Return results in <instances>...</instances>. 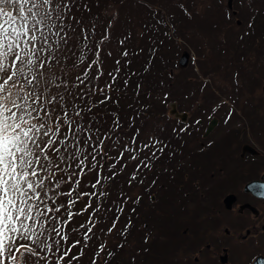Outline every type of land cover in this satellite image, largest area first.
<instances>
[{"label": "snow or ice", "instance_id": "obj_1", "mask_svg": "<svg viewBox=\"0 0 264 264\" xmlns=\"http://www.w3.org/2000/svg\"><path fill=\"white\" fill-rule=\"evenodd\" d=\"M78 9L88 5L0 0V264H82L85 256L87 264H115L132 227L130 215L122 228L120 220L136 209L123 193L113 199L112 185L128 164L126 184L142 185L141 170L165 150L154 136L140 141L141 112L125 125L111 110L109 126L98 123L129 87L120 73L130 54L122 47L105 73L112 22L96 37ZM256 190L264 195V185Z\"/></svg>", "mask_w": 264, "mask_h": 264}, {"label": "flooded vegetation", "instance_id": "obj_2", "mask_svg": "<svg viewBox=\"0 0 264 264\" xmlns=\"http://www.w3.org/2000/svg\"><path fill=\"white\" fill-rule=\"evenodd\" d=\"M202 6L204 48L218 65L212 82L219 92L190 112L197 120L186 116L193 129L185 160L193 169L183 192L196 205L175 212L171 264H262L264 195L256 186L264 185V0H202ZM213 119L208 142L201 140ZM225 121L234 130L231 152L216 144Z\"/></svg>", "mask_w": 264, "mask_h": 264}, {"label": "trees", "instance_id": "obj_3", "mask_svg": "<svg viewBox=\"0 0 264 264\" xmlns=\"http://www.w3.org/2000/svg\"><path fill=\"white\" fill-rule=\"evenodd\" d=\"M124 1L125 0H120V3H123ZM81 4H87L88 8L95 9L93 11V14L86 11L83 18L85 24L93 23L96 25L97 33V31L99 32L100 29L98 18L96 16L100 17L104 12L108 13V8L102 6L111 7L112 5H117L118 0H82ZM112 15L116 18V21L120 20V15H118L117 13H114ZM77 18L81 17L77 16ZM128 21H130V14L125 16L123 22L125 24ZM117 41L118 40H116V42ZM118 47L119 52L122 50V47H126L130 54L129 59L131 60V64L127 67H123L120 73L121 81L124 78H129V87L124 92V94L120 96L118 105L109 104L106 105L105 108L109 109L110 111H100L101 119L98 121V123L104 124L105 127H107L111 117V110L119 112L120 117H123L124 114H128V112L131 114L141 112L142 115H140L139 117L143 116V119H149L154 122L158 111L166 110L163 104L166 103V99L158 96L159 79L156 75L158 74V71L154 70L152 67V62L155 56L153 51L150 49V42L145 37L141 36L138 40L127 39L123 46L118 45ZM160 67H162V65ZM137 83L141 85V89L138 92L135 88ZM115 95L117 94H114V96ZM108 117L109 121L107 122V124H105V122L108 120ZM119 186L120 182L118 177L114 181L111 191L118 188ZM184 207H189V204H184V198L178 197V209H182ZM162 234L167 236L169 235V232L163 231ZM117 237L118 236L115 234V236L112 238L113 240H110V243L113 245V247L119 242ZM145 237H147V240L145 239ZM135 238L144 239L139 244H136L134 248H129L128 251L124 252L123 250H118L114 258L115 264H130L132 257H135V264H154L155 261L153 259L144 260L143 250L148 244L152 245L153 243L160 241V231H157L150 226V228L145 230L142 235H135ZM125 239H127V235ZM153 251L154 247L151 248V252ZM90 254L91 253L89 252V255ZM87 260L88 258L83 259L82 264H87Z\"/></svg>", "mask_w": 264, "mask_h": 264}, {"label": "rangeland", "instance_id": "obj_4", "mask_svg": "<svg viewBox=\"0 0 264 264\" xmlns=\"http://www.w3.org/2000/svg\"><path fill=\"white\" fill-rule=\"evenodd\" d=\"M163 1H165V4L169 7V9L172 8L171 11L178 20L180 26L184 28L188 27L190 23V17L188 16L186 9H184V5H185L184 0H170L169 2L167 0H163ZM156 4L161 6L165 12L166 11L168 12L167 6L160 1H157L156 3H150V2L143 3L141 0H126V2L120 3V0H118V9H117L118 14L121 13L128 14V9H135L136 11L130 15V22H128L127 25L124 24L121 25L122 31H124L127 34V36L129 35L130 37H134L137 40L142 35H144L148 40H150L152 37L150 30L153 31L154 28L153 17L156 18L162 17V13L154 7L156 6ZM130 12L132 11L130 10ZM90 13L92 12L90 11ZM148 15H150L151 19H150L149 27L146 28L143 25V23H145L146 21H141V20L143 18H146ZM100 17L101 19H107L111 17V14L104 12L103 14H101ZM110 19L114 20V18H110ZM192 36L195 41L198 40V37L196 35L192 34ZM116 47L117 46L115 44H111L110 46H106V49L112 52L116 49ZM173 93H174L173 91L170 92V94ZM174 97L180 100L181 108L189 109L188 99H185L180 94H177V95H172L169 101H177ZM180 107L178 104L177 108L179 110L181 109ZM163 194L166 200H170L174 198V194L172 193L171 190H166L164 191ZM142 229L147 230L148 226H142ZM168 239H170V234ZM167 247H168V252L166 253L164 248ZM158 253L160 256L157 253L156 254L154 253L149 255L148 259H153L156 264H169L168 258H170V244H168V246L164 244V247L162 249V254L164 256H161L160 252Z\"/></svg>", "mask_w": 264, "mask_h": 264}]
</instances>
